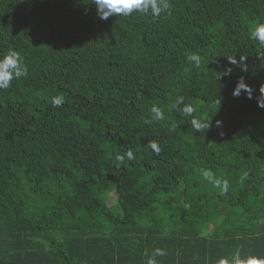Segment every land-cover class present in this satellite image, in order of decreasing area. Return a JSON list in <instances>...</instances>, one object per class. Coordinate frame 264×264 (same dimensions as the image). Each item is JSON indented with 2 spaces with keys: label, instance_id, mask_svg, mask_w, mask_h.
I'll use <instances>...</instances> for the list:
<instances>
[{
  "label": "trees",
  "instance_id": "1",
  "mask_svg": "<svg viewBox=\"0 0 264 264\" xmlns=\"http://www.w3.org/2000/svg\"><path fill=\"white\" fill-rule=\"evenodd\" d=\"M169 2L104 21L92 0H0V57L29 68L0 90V264L264 258V45L249 38L264 0ZM241 78L252 99L233 96Z\"/></svg>",
  "mask_w": 264,
  "mask_h": 264
},
{
  "label": "clouds",
  "instance_id": "2",
  "mask_svg": "<svg viewBox=\"0 0 264 264\" xmlns=\"http://www.w3.org/2000/svg\"><path fill=\"white\" fill-rule=\"evenodd\" d=\"M92 4L95 6L97 16L100 20H108L110 17H129L133 14H142L146 16H151L152 18H158L162 13L170 14L171 4L169 0H92ZM249 38L254 41H258L261 45H264V22L257 23L254 27L250 29ZM186 62L194 65L196 68H199L201 65V56L197 53L187 54ZM232 63H236L235 59H228ZM241 60L243 58L241 57ZM230 74V70H227L222 73V75ZM29 68L28 65L24 62V57L20 52L9 49L8 53L3 57H0V90H6L11 87L13 80H19L20 78L28 77ZM242 92L248 93V98L252 99L253 90L249 85L244 82V79L241 78L237 83L236 88L233 90V96L239 97ZM260 96L257 98L258 107L264 108V86H261L259 89ZM65 98L63 94L56 95L51 98V103L53 107L59 108L62 107L65 103ZM180 111L187 115L193 116L194 107L191 103H184V97L181 96L176 102V106H180ZM151 120L152 121H163L165 119L164 110L153 104L151 109ZM219 123V122H218ZM191 126L199 132L202 128H208L204 121L198 120L193 116L191 120ZM147 147H149L152 152L156 155H159L162 151L160 143L156 140H151ZM134 152L129 149L126 153L116 154L114 163L117 167L121 164H124L125 161H133L135 159ZM205 178H210L208 172L204 173ZM214 185L218 188H222L223 192L228 191V181L214 180ZM166 253L162 249H156L155 256H164ZM148 264H157L156 260L149 259ZM219 264H230L228 259H221ZM231 264H264V258L257 256H249L247 259L240 258L239 253H237L231 260Z\"/></svg>",
  "mask_w": 264,
  "mask_h": 264
},
{
  "label": "rangeland",
  "instance_id": "3",
  "mask_svg": "<svg viewBox=\"0 0 264 264\" xmlns=\"http://www.w3.org/2000/svg\"><path fill=\"white\" fill-rule=\"evenodd\" d=\"M115 201H116V195L112 194L109 198V204L113 205L115 204Z\"/></svg>",
  "mask_w": 264,
  "mask_h": 264
}]
</instances>
